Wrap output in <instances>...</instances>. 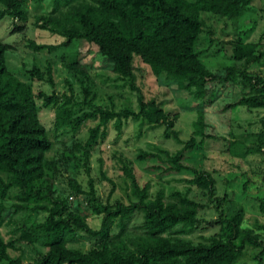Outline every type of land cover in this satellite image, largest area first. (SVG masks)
<instances>
[{
	"label": "trees",
	"instance_id": "trees-1",
	"mask_svg": "<svg viewBox=\"0 0 264 264\" xmlns=\"http://www.w3.org/2000/svg\"><path fill=\"white\" fill-rule=\"evenodd\" d=\"M42 3L46 0H32ZM47 14L33 18L32 27L64 38L58 45L37 44L26 39L25 47L34 53L53 52L76 41V51L66 69L76 79L82 99L74 101L69 95L56 96L41 91L33 93L26 84L6 69L4 54L12 45L0 41V230L12 227L6 241L0 235V262L4 264H237L249 249L256 250L253 259L262 263L264 247L259 236L250 229L241 228L242 211L209 221L217 232L204 242L193 244L183 237L190 235L202 222L197 217L202 208L198 203L179 192L169 195L166 201L162 189L154 198L147 196L148 184L141 187L131 167L121 168L129 181L127 203L115 201L101 204L96 198L92 179L86 178L85 190L74 178L64 177L66 190L58 187L56 178L60 167L47 158L51 143L40 124L36 101L41 107L53 108V129L56 136L70 131L73 135L86 122H95L88 130L85 146L94 145L98 133L104 136L107 124L115 131L124 121L131 119L139 125L162 127V137L172 139L180 148L173 154L154 147L155 153L140 151L136 161L155 159L167 167L161 175L177 174L182 170L192 176L182 182L213 199L214 209L219 208L226 195L217 197L215 179L206 171H196L183 164L189 152L202 148L206 141L222 139L215 133L213 124L206 121L205 108L218 98L219 89L230 87V101L217 111V124H224L237 107L264 110V79L248 75L247 65L264 64V50L256 43L236 38L229 44L231 64L210 71L201 62L196 44L203 30L200 14H209L235 22L250 6L251 0H47ZM27 0H0V20L8 17L25 24ZM22 26L11 31L18 33ZM99 56L110 64V72L134 95L137 111H113L92 104L86 85L87 71L80 66L82 57ZM137 57L148 66L151 74L162 86L164 80L175 82L174 98L180 109L193 110L194 120L186 141L179 139L174 129L178 114L169 115L155 102L145 101L135 85L132 58ZM33 64V63H32ZM240 64V65H235ZM29 81H45L53 85L51 67L45 64L43 72L33 64L24 70ZM162 78V77H160ZM193 103V104H192ZM194 105V106H192ZM199 105V108H195ZM86 107L87 110H83ZM259 132L254 135L256 151L264 157V117L259 121ZM101 130V131H100ZM229 136V135H228ZM231 137V136H230ZM225 153L244 158L252 154L243 147V140L225 141ZM79 145H75L78 148ZM246 149V150H245ZM238 152V153H237ZM242 152V153H241ZM244 153V154H243ZM162 156L164 159H162ZM66 161H75L72 155H63ZM87 159V152H83ZM154 169V167H149ZM109 183L110 181L107 180ZM112 184V183H111ZM112 187L107 199L112 194ZM87 197L89 204L82 213L79 197ZM229 200V199H228ZM10 201L9 205L5 203ZM256 213L264 217V196L256 202ZM20 216L19 219L16 217ZM22 216V217H21ZM99 217V227L91 228L90 217ZM264 230V225L255 224ZM129 229L137 231L132 234ZM74 230L98 237L99 242L85 251L67 246L65 235ZM20 245L29 247L35 254L22 261ZM10 252H17L11 255ZM244 258V257H243Z\"/></svg>",
	"mask_w": 264,
	"mask_h": 264
},
{
	"label": "rangeland",
	"instance_id": "rangeland-1",
	"mask_svg": "<svg viewBox=\"0 0 264 264\" xmlns=\"http://www.w3.org/2000/svg\"><path fill=\"white\" fill-rule=\"evenodd\" d=\"M193 2V0H186ZM49 1L34 3L27 0L24 11L28 16L25 24L14 22L8 17L0 20V41L12 45V49L4 54L5 66L8 71L15 74L17 79L29 84L33 93L41 91L45 94L69 95L72 91L74 101L80 102L82 95L76 79L66 69L76 51V41H72L67 47H59L53 52L40 51L37 53L25 47L26 39L34 40L37 44L58 45L64 41L57 35L32 27L33 18L37 15H45L49 11ZM2 6L0 5V10ZM203 23V30L199 35L196 50L201 62L210 71H215L221 66L231 64L229 44L236 38L245 42L256 43L258 49L264 50V0H251L250 6L241 14L237 21L232 22L209 14H200ZM22 26L18 33L10 34L16 27ZM38 71H45V64L51 67L53 85L45 81H29L24 70H30L33 64ZM240 65V64H235ZM80 66L87 71L86 85L90 95H94L93 105L119 111L128 109L136 112L137 106L134 95L123 83L110 72V64L102 61L99 56L87 55L82 57ZM132 68L135 85L141 90L145 101H155L163 111L169 115L178 114L174 129L179 133V139L186 141L191 133V123L194 120L193 110L185 111L180 109L175 101V82L170 79L159 77L164 80L162 86L151 74L148 66L143 64L137 57L132 58ZM248 75H258L264 79V64L251 63L247 65ZM45 78V75H44ZM174 92V93H173ZM219 95L215 102L205 108V118L213 124L215 133L222 140L206 141L202 148H195L189 152L183 164L194 170L210 173L216 182L215 193L217 197L226 195L224 202L219 208L214 209L213 199L209 201L204 193L187 185L182 181L189 179L192 174L182 170L177 174L161 175V169L167 166L155 159L136 161L135 156L140 151L155 153L154 147L167 151L169 154L176 152L180 145L172 139L162 137V127H151L147 124L139 125L137 121L128 119L124 121L121 128L115 131L112 123L107 124L104 136L98 133L94 145L85 146L88 137V130L95 126V122H86L83 127L73 135L70 131L56 136L53 129V108L41 107V101H36L37 115L40 124L45 129L46 135L51 143V149L47 154L61 169V176L56 178L58 187L66 190L64 177L70 176L85 190L86 178L92 179V186L96 198L101 204L112 205L115 201L126 204L129 181L124 178L121 168L131 167L136 176L137 184L141 187L148 184L147 196L152 199L156 192L162 189L166 201H170L169 195L172 192H179L182 196L198 203L202 208L198 211L197 217L205 222L200 223L190 235L183 237L193 244L204 243L208 237L217 232V227L210 226L209 221L215 220L217 211L222 216H229L242 211L241 228L250 229L259 238V244L264 247V230H258L256 225H264V217L256 213V202L264 196V157L256 151L254 135L259 132L258 121L264 117V110L245 109L235 107L229 119L224 124L216 125L218 120L217 111L230 101L232 96L230 87L218 90ZM193 104V103H192ZM194 106V105H192ZM195 108H199L196 105ZM87 110L86 107H82ZM101 131V130H100ZM229 135V136H228ZM231 136V137H230ZM243 140V147L251 149L252 154L244 158L232 156L225 153V146L228 140ZM75 145H79L75 148ZM246 150V149H245ZM87 152V159L83 158V152ZM238 153V152H237ZM242 153V152H241ZM244 154V153H243ZM63 155H72L75 161H66ZM162 159L164 157L162 156ZM154 167V169H149ZM109 180L110 183L107 181ZM112 183V184H111ZM112 187V194L107 199ZM229 199V200H228ZM80 206L84 215H88L85 208L89 202L87 197L80 196ZM10 201L6 202L9 205ZM22 217V216H21ZM17 219L20 216L16 217ZM87 222L91 228L99 227V217H90ZM12 227H2L0 235L4 241L10 236L8 230ZM132 234L137 231L129 229ZM68 247L85 251L90 245L99 242L98 237H91L76 230L65 235ZM22 261L27 262L35 254V251L24 245H20ZM256 250H247L237 264H256L259 260L253 259ZM17 255V252H10ZM264 264V256L260 257ZM0 264H4L0 262Z\"/></svg>",
	"mask_w": 264,
	"mask_h": 264
}]
</instances>
